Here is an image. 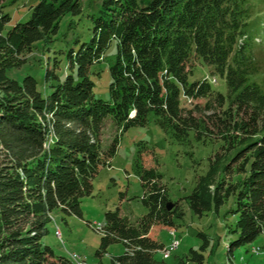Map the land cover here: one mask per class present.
Here are the masks:
<instances>
[{
	"label": "trees",
	"instance_id": "16d2710c",
	"mask_svg": "<svg viewBox=\"0 0 264 264\" xmlns=\"http://www.w3.org/2000/svg\"><path fill=\"white\" fill-rule=\"evenodd\" d=\"M92 1L89 38L58 49L67 61L61 78L60 58L45 52L57 41L61 17L81 15L82 0H38L27 20L8 28L0 0V264H70L43 242L47 224L57 211L62 218L81 215V197L115 152L116 137L106 151L100 147L105 121L123 131L145 125L150 114L177 142L190 132L197 141H220L187 203L202 215L232 198L236 236L227 250L253 241L264 233V78L251 41L256 0ZM113 40L104 100L93 94V66ZM38 44L42 57L30 67L27 54ZM193 57L223 77L225 94L206 78L188 80ZM22 67L42 69L50 91L42 92L29 72L19 80L6 73ZM181 96L204 102L182 105ZM137 171L147 212L130 223L118 208L107 210L95 252L121 242L111 264H167L154 258L164 245L151 228L173 226L184 212L178 201L167 207L154 167L139 163ZM189 254L202 262V253Z\"/></svg>",
	"mask_w": 264,
	"mask_h": 264
},
{
	"label": "rangeland",
	"instance_id": "374dc122",
	"mask_svg": "<svg viewBox=\"0 0 264 264\" xmlns=\"http://www.w3.org/2000/svg\"><path fill=\"white\" fill-rule=\"evenodd\" d=\"M38 0H4L2 12L9 15L6 28L15 22L25 21L29 18L31 5ZM83 11L81 15L74 16L66 13L59 20L57 41L49 43L51 60L56 56L60 58V67L57 70L61 78L66 73V57L58 49L75 45L74 40H87L89 38L88 26L90 20L87 10L94 7L92 0H82ZM252 42L256 56L261 60L260 78H264V0H256L253 9ZM71 28H69V27ZM43 46L38 44L27 54V64L39 65L38 58L42 57ZM116 45L113 40L104 50L101 62L93 66L92 78L94 81L93 94L97 98L110 99L109 68L115 60ZM42 63V61H41ZM34 66V67H35ZM26 67V66H25ZM10 68L6 73L9 77L21 79L24 72L33 74L37 79L38 88L48 93L43 78V70ZM31 67V66H30ZM191 73L189 81L204 77H214L212 88L223 94L226 93L224 79L219 74H211L210 67L196 57L189 62ZM264 84V83H263ZM192 101V102H191ZM189 103H200L204 100L196 98ZM182 105H187L186 97L181 96ZM100 147L106 151L114 137L117 144L114 154L109 158V164L99 167L91 180V191L80 199L81 215L70 214L62 218L60 212L53 213L47 224V233L43 242L49 245L54 254L67 258L76 255L87 263L98 260L95 249L100 242L97 226L104 224V213L107 210L119 209L130 223H135L140 216L147 212L142 202L143 187L138 176L137 165L154 167L160 174L159 184L166 188L170 201H178L183 210L182 218H174L173 226L154 225L151 228V237L170 246L169 243L177 241L176 248L165 255L162 250L154 253L157 260L163 259L167 264H264V233L259 234L253 241L227 250L228 243L236 236L231 230L235 227L237 212L230 211L235 204L232 198L227 199L217 211L209 210L202 215L195 214L188 206L187 195L196 184L197 177L204 174L211 158L220 146V141H197L194 132H190L183 142L174 140L150 114L145 125H132L123 131L117 130L114 123L107 119L100 132ZM201 233V235H200ZM258 247L257 251L251 248ZM190 249L202 253L201 263L192 261ZM124 250L121 242H113L108 251L120 254ZM190 258V259H189ZM107 261L106 258L103 259ZM101 264V263H100Z\"/></svg>",
	"mask_w": 264,
	"mask_h": 264
},
{
	"label": "bare ground",
	"instance_id": "6f19581e",
	"mask_svg": "<svg viewBox=\"0 0 264 264\" xmlns=\"http://www.w3.org/2000/svg\"><path fill=\"white\" fill-rule=\"evenodd\" d=\"M102 228H103L102 225H99L96 229L99 232H101ZM176 246H177V241L175 240L174 241V245H170L168 247H165V248L162 249V251L164 252L165 255H168L170 253V250H172L173 248H176ZM254 249H256V250H254ZM258 249H259L258 247H253V246L251 248L252 251H257ZM72 257L73 258L71 260H73L74 262L84 263V260L79 259L76 255L73 254ZM87 264H100V263H87Z\"/></svg>",
	"mask_w": 264,
	"mask_h": 264
},
{
	"label": "crops",
	"instance_id": "0c3cea01",
	"mask_svg": "<svg viewBox=\"0 0 264 264\" xmlns=\"http://www.w3.org/2000/svg\"><path fill=\"white\" fill-rule=\"evenodd\" d=\"M96 249H95V251H96ZM95 254H96V252H95ZM116 255H119V254H114L113 252H109L108 251V246H107L106 250L101 251L99 254H96V257H97L98 260H94V261H91V262H99V263H103V264H111L112 263V257H114ZM81 257L86 260V258L84 256H81ZM104 258L107 259L106 262L103 261Z\"/></svg>",
	"mask_w": 264,
	"mask_h": 264
},
{
	"label": "built area",
	"instance_id": "2783aa9c",
	"mask_svg": "<svg viewBox=\"0 0 264 264\" xmlns=\"http://www.w3.org/2000/svg\"><path fill=\"white\" fill-rule=\"evenodd\" d=\"M98 227V226H97ZM169 245H174V241L172 240L170 243H169ZM166 246H164V248H165ZM254 250H256V249H254ZM69 260H70V264H87V261L86 260H84V263H77V262H74L73 260H71V257H69ZM101 264H103V263H101Z\"/></svg>",
	"mask_w": 264,
	"mask_h": 264
},
{
	"label": "water",
	"instance_id": "95a60500",
	"mask_svg": "<svg viewBox=\"0 0 264 264\" xmlns=\"http://www.w3.org/2000/svg\"><path fill=\"white\" fill-rule=\"evenodd\" d=\"M172 203H173L172 201H168L167 202V207L170 208L172 206Z\"/></svg>",
	"mask_w": 264,
	"mask_h": 264
}]
</instances>
